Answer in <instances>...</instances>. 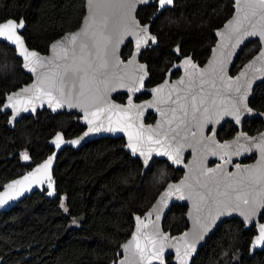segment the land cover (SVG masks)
<instances>
[{"label":"trees","instance_id":"obj_1","mask_svg":"<svg viewBox=\"0 0 264 264\" xmlns=\"http://www.w3.org/2000/svg\"><path fill=\"white\" fill-rule=\"evenodd\" d=\"M157 10V5L151 4L142 8L138 17L143 24L148 23ZM232 13L233 0H176L173 9L162 12L152 22V33L159 45L142 55L151 73L147 86L163 81L169 68L182 57L193 54L203 64L216 42L214 31ZM84 15L85 0H0V23L24 18L26 43L41 53H47L54 40L77 29ZM259 48L258 42L250 43L232 74ZM131 51L129 45L123 58L127 59ZM30 81L15 50L0 42V105L7 94ZM116 99L123 102L125 96ZM250 106L264 112V84L256 87ZM8 118L0 113V189L46 159L53 152L48 141L57 132L73 138L84 130L76 113L39 112L35 117L23 118L14 130L7 127ZM263 129L264 123L259 119L244 125V130L252 135ZM236 132L234 125L228 123L220 130L219 139H230ZM124 144L123 139L106 138L77 151L66 149L61 153L54 171L59 197L47 200L35 193L0 215V264L116 262L120 246L133 231L134 215H143L165 186L183 175V171L167 162L155 160L142 180V165L124 152ZM24 153L32 164H23ZM186 210L175 206L165 221V230L173 235L183 232L188 227ZM255 234V228L245 231L239 219L225 221L192 264H264V251L249 257ZM27 256L31 258L26 259ZM168 264H172L171 258Z\"/></svg>","mask_w":264,"mask_h":264},{"label":"snow or ice","instance_id":"obj_2","mask_svg":"<svg viewBox=\"0 0 264 264\" xmlns=\"http://www.w3.org/2000/svg\"><path fill=\"white\" fill-rule=\"evenodd\" d=\"M148 0H86L88 7V17L84 21V27L80 32L66 37L67 46L61 47L57 53V59L63 61L62 64H56L53 61H47V68L38 78V83L30 88H24V93H31L27 97L19 93L8 95L6 97L7 106L15 108L17 112L21 110L18 106H24L22 110L28 111L26 105H30L33 100H43L47 97L49 107H63L67 104L69 107H81L84 110L87 123L95 124L88 129L89 132L97 131H128V147L135 153L139 151L141 156L145 157L147 163L151 152L156 151L161 155H166L174 163H181L180 153L185 146H200L202 153H211L216 155V148L228 149L229 145H218L212 139L213 130H209L210 135L205 138L204 127L208 123L218 122L223 115L232 116L237 123L240 122L241 112H251L246 102L248 90L251 83L256 79V73L264 74V51L255 57V60L247 64L244 71L233 80L228 77L225 67L233 55L235 49L248 36H259L264 41V0H235L234 7L237 9L236 19L229 22L226 33H219L226 40V44L221 48L219 55L214 57L207 68H199L190 57L183 60L185 75L188 77L187 83L180 80L179 84L185 85L178 89L175 85L171 86L170 91L164 98L160 97L162 87L152 89L157 93L155 104H149L148 107H156L162 117V123L156 128L145 129L142 123H137L139 116L142 115L143 105L137 110L136 119L129 109L135 107L129 100V108H121L119 105L112 104L107 99V92L113 90V78L115 72H110V57H115V51L119 43L123 41L125 35L136 37V49L139 51L141 45H147L151 40L155 43L156 38L148 33V27L141 26L132 16L137 4L147 3ZM158 10L164 9L166 5H172L173 0H155ZM247 25V26H245ZM23 22L19 23L8 20L0 23V37L11 41L19 46V55L23 57L25 63L23 66L30 72L35 73L37 66L45 67V62L35 51H29L20 35L18 28H23ZM57 45L52 49L56 52ZM179 51V48H177ZM256 61H260V66L254 67ZM120 61L116 60L111 64L115 69ZM144 65H139L143 71ZM137 77L139 86L143 87L144 76ZM123 80V77H120ZM219 81V87L217 82ZM242 81V83H241ZM208 85L206 90L204 85ZM121 86H124L121 83ZM67 90V91H66ZM129 91H138L139 88L129 87ZM176 93L173 98V93ZM164 103L169 105L167 108H161L157 105ZM223 106L219 111H211L217 104ZM91 106V111L89 107ZM3 105H0L2 108ZM35 111V108H32ZM91 117V119H89ZM15 119V117H13ZM189 136L192 138L189 141ZM63 140L61 135H57L53 143L59 147ZM239 140V138H237ZM70 143L78 144L79 140H72ZM145 145L148 147L145 149ZM158 145L159 147H152ZM215 146V147H213ZM241 150H256L259 153L257 165L251 168H245L240 171V165H234L237 173L225 172L222 168H203L199 170L195 185L182 181L180 184H170L163 193L160 203H166L168 197L176 195L179 199L193 200V208L198 215L195 218L198 230L194 231L191 241L181 238L184 245L183 255H180V248L176 247V252L180 256V264H187V257L195 250V244L202 234L208 230L215 219L223 214L233 211H240L245 221H250L260 209L264 208V136L255 142H249L248 147L244 144L236 143V147L229 154L227 151L220 156L241 155ZM24 159H28L27 153H24ZM228 162V161H226ZM52 158H49L42 166L38 167L32 176H25L22 180H17L7 186V190L0 192V205L7 200L19 195V191H14L16 185L23 186L30 179L44 172L49 175L48 187L51 188L49 169ZM201 177L206 179L201 180ZM187 180V178H186ZM22 191V188H21ZM52 193L50 192L49 195ZM241 204L245 205L241 209ZM203 208H208V219L201 223L199 213ZM215 210V215L212 214ZM153 211H157L156 208ZM152 213H148L151 216ZM160 215L157 211L155 217L159 221ZM139 225L147 228L148 224L136 217ZM75 223V221H73ZM135 229L136 234L132 239L122 247L127 253L119 264H152L153 260L160 261L163 264V251L165 242L169 239L167 235L160 232L158 227L151 232H144L140 226ZM188 233H184L187 236ZM256 244H264V225L260 226L259 236ZM115 264V262H114Z\"/></svg>","mask_w":264,"mask_h":264},{"label":"water","instance_id":"obj_3","mask_svg":"<svg viewBox=\"0 0 264 264\" xmlns=\"http://www.w3.org/2000/svg\"><path fill=\"white\" fill-rule=\"evenodd\" d=\"M175 1L176 0H173L172 5H166L164 9L157 10V13L151 17V19L148 23H145V24H143L138 17L139 11L142 8L147 7L151 4L157 5V3L155 2V0H148L147 3L137 4L134 11L132 12V16L134 17L135 21H137L141 26L146 25L148 27V33L152 36H155L156 41H155V43H153L151 40H149L147 45L142 44L139 51H137L136 43H135L136 37L133 35H125L123 38V41L121 43H119V45L116 48L115 57H110V61H109V63H110L109 71L115 72L116 77L113 78L112 84L110 85V87H112V85H114L113 90H110L107 92L108 101L111 102L112 104L119 105L121 108L128 109L129 108L128 102H129V100H131L132 105H134L135 107H133L129 110H130L134 120L136 119L137 110L140 108L141 105H143L144 107H143L142 115L139 116V119L136 122L138 124L142 123L144 125L145 129H147L149 127L156 128V126L158 124L162 123V117H161L160 113L158 111H156V107H148L149 104H155L157 101V93L152 91V89H156L158 87H162L165 84H167V87H162V92L159 94L161 98H164L167 96L168 92L170 91L171 86L175 85L178 89L184 88L185 85L179 84L180 80H184L185 83H187V80H188V77L185 75L184 67L182 66L184 58L190 57L191 60L194 63H196L197 66L201 69L207 68L209 63L213 60V58L219 55V52H220L221 48L223 47V45L226 44V40L224 39V37L219 35V33H226L228 30L227 26L229 25V22H234V20L236 19L237 9L234 7L235 0H233V13H232L231 17L220 28H218L214 31V35L216 37V42H215L214 46L211 48V52H210V55L207 58V60L203 64H200L199 61H196L194 59L193 54L185 56V57L181 58L179 62H175L169 68V70L166 73L165 79L162 82H160V83H158L152 87H148L147 84L150 81L151 73H150L149 65L146 62L142 61V55L147 50L156 48L159 45L157 36L152 33V22L157 17H159L162 12H164L168 9H173L175 6ZM88 14H89V11H88V7H87L86 0H85V15L82 19L80 26L77 29H75L73 31H69V32L63 34L61 37L54 40L50 44L47 53H41L36 49H31L28 46V44L26 43V40L23 36V33L27 28V24H26L24 18H21L20 20L8 19V20H13L17 23H19L20 21L23 22V25H24L23 28H18L17 33L20 35L21 39L24 41L25 47L29 51H35L40 57L43 58V60L45 62V67L42 68L41 66L38 65L35 73L30 72L27 68H25L23 66L25 61L23 60V57L19 55V51H20L19 46L14 45L11 41H8V40L4 39L3 37H0V42L6 44L7 46H9L13 50H15L16 57L22 63L23 71L31 78V81L29 83L23 85L22 87H20L19 89L15 90L13 92L7 94L6 97L8 95H13L15 93H19L23 97H27V96L31 95V93H24L22 91V89L30 88L33 84L38 83V78L40 77L41 73L45 72L47 70V68L50 67L49 65H47V61L51 60L56 64H62L63 63V61L57 59V53L60 52L61 47L67 46V40L65 39L66 37H69V36L81 31V29L84 27V21L88 17ZM8 20H6L4 22H7ZM4 22H1V23H4ZM245 26H247V25H245ZM252 42H258L259 43V46H260L259 50L257 51V53L252 58H250L239 69V71L236 74L233 75L232 71L236 65V62L238 61V59L242 55L244 49ZM53 45H57L56 52H54L52 49ZM129 45H132L131 54L127 59H124L123 58V51ZM261 51H264V41H261L259 36H248V37H246L244 39V41L235 49L233 55L231 56L229 62L227 63V65L225 67V71H226L227 76L231 77L233 80H235V78L240 74V72L245 70L247 64H249L250 62L255 60V57H257ZM116 60L120 61V63H119V66L117 68L113 69V68H111V64L115 63ZM260 63H261L260 61H256L254 67L260 66ZM141 64L145 66L143 71H141L139 69V65H141ZM176 71H180V76L173 79L172 75ZM144 72H146L147 75L144 76L143 87H140L137 77L140 75H143ZM120 77H123L122 81L120 80ZM256 77L257 78L254 79L251 83V87L248 90V96H247V100H246L248 107L252 109L251 112H246V111L242 110L239 123H237L232 116L223 115L220 117L218 122L208 123L204 127L205 138H207L210 135L209 130L211 129L214 131V135L212 136V139L216 141V144H218V145H229V148L228 149L216 148L215 150H216L217 154L212 155L210 152L209 153H202L200 151L199 145L194 146L196 148L195 151L193 150V147L185 146L180 153L182 162L179 164L174 163L173 160L170 159L168 156L161 155L156 151H153L149 154L148 159H147V163H145L144 162L145 157L141 156L139 151L134 153L132 151V149L128 147V144L130 142L129 136H128V131H131V129L128 131L109 132V131L101 130V131H97V132H89L88 129L90 127H94L95 124L87 123L84 110L81 107H69L67 104H65L63 107H56L54 110L53 107H49L48 102H47V97H45L43 100H33L30 105H26L28 107V111L22 110V108L24 106H18L21 108V110L19 112H17L15 108H9L7 106V101H6V97H5L3 107L0 108V113L9 115L7 127L11 130H14L15 127L17 126V124L23 118L35 117L39 112H44V111H47V112L51 113L52 115H57V114L64 113V112H66L68 114L76 113L79 116V123L83 127L84 130L82 133H80L79 135H77L73 138H66V136L64 135L63 132H61V131L57 132L48 141V145L52 149L53 152L46 159H44L39 164L34 165L28 172H26L23 175L5 183L1 187L0 192H3V191L7 190V186L9 184H12L13 182H15L17 180H22L25 176L31 177L32 173H34L38 167L42 166L49 158H52V163H51V166L49 169L52 187L51 188L48 187L49 175H45L44 172L38 173L35 178L30 179L23 186H20V185L15 186L14 191H19L20 194L15 195L14 198L7 200L6 203L0 205V215L3 213L9 212L10 210L16 208L22 201H24L28 197L33 196L36 192L44 194L45 198L47 200H56L59 197V195H58V191H57L56 179L54 177V171H55V168L57 166V161H58L60 154L63 153L66 149H73V150L77 151V150L83 148L84 146H86L87 144H89L91 142L101 140V139H106V138L123 139L125 142V144L123 145L124 152L126 154H128L132 159L139 160L141 165H142V180L145 178L147 171L149 170L150 166L152 165V163L155 160L167 162L174 169L183 171V175L179 180L169 182L165 186V188L159 193V195L157 196L155 201L152 203V205L149 207V209L143 215H140V214L134 215L133 231H132L130 237L128 238V240L120 246V249L117 253L118 260L115 262V264H119V261L124 259V256L127 255V253H125L122 246L124 244L128 243L132 239V236L136 234L135 229L139 225V222L136 220V217H140L141 221L148 224V227L146 229L143 228V225H139L142 228V231L151 232L154 228L158 227L160 232L164 233L165 235H167L169 237V239L165 242V247H164L163 257H162L163 264H168L169 258H171L172 264H180V256H178V254L176 252V247H174V245L178 246L180 248V255L182 256L183 252H184V245H183V243H181V238L183 237L184 240L191 241L193 238L194 231L198 230L197 225H196V221H195V218L198 215V213L193 208V200L196 199V197H193V199H187V198L179 199V198H177L176 195H173V196L167 198L166 203L161 204L160 203L161 196L167 190L168 185H170V184L178 185L182 181H184L186 183L193 184L194 187H196L199 190L198 186L195 185V180L199 174V170L201 167H203V168H218L219 167V168H222L225 172L237 173V169L234 167V165H237V164L240 165V171H243L245 168H251L252 166L257 165L260 157H259V153L256 150H252L250 152L241 150V155H230V160H229V156H225V159L220 158V156L223 155L225 153V151H227L230 154L231 151L236 147V143L244 144L245 147H248L249 142H255L259 138L264 136V129L262 131H260L259 133H256L253 135L249 134L247 131H244V125L247 121L259 119L264 123V112L257 111L256 109H253L250 106V100L253 97V94H254L256 87L261 85V84H264V74L257 72ZM121 83L124 86H121ZM241 83H242V81H241ZM217 85L219 87V81L217 82ZM129 87L139 88V90L138 91H129L128 90ZM204 87L207 90L209 86L206 84V85H204ZM147 94L149 95V98L141 100V101L136 100L138 97L144 96ZM119 95H125L126 96V99L124 100V102H120L116 99V97ZM172 95H173V98H175L176 93L174 92ZM157 106L161 107V108L169 107V105L164 104V103H160ZM33 107L35 108V111L32 110ZM88 107H89V111H91V106L89 105ZM222 107L223 106L219 105V103H218L217 106L214 109H212L211 111H213V112L219 111L222 109ZM149 114H153L155 117V121L153 123H147V118H148ZM13 117H15V119H13ZM89 119H91V117H89ZM228 123L233 124L237 128V133L232 138L221 141L219 139V132H220L221 128L224 127ZM57 135H61L63 137V140L59 143V147H57L53 143V140H55ZM237 138H239V140H237ZM191 139L192 138L189 136V141L186 142V144L191 142ZM72 140H79V143L78 144L70 143V141H72ZM144 147L146 149L148 146L145 145ZM152 147H159V146L158 145H152ZM213 147H215V146H213ZM21 158H22V162L25 166L32 164V160L29 157V155H28L27 160L24 159L23 154L21 155ZM248 158L249 159L253 158L254 160H252L250 162H245V160ZM226 161H228V162H226ZM186 178H187V180H186ZM204 179H206V178L201 177V180H204ZM21 188H22V191H21ZM45 191H46V193H45ZM50 192L52 193L51 195H49ZM175 206H182V207L187 208L186 213H185V219L188 223V227L183 232L173 235L170 230H167V231L165 230L164 224H165V221H166L168 215L170 214V212L172 211V209ZM245 207H246L245 205L241 204V209H244ZM154 208L157 209V211L160 215L159 221L155 220V217L157 215V211H153ZM208 210H209L208 208H203L201 210V212L199 213V216L201 218V223H204L207 221ZM150 212L152 213V215L148 216V213H150ZM212 214L215 215L214 209H212ZM263 214H264V208L260 209L259 212L254 217H252V219L250 221H245V218H244V216H242L240 214V211H233L231 213L218 216L215 219V221L211 224V226L208 228V230L202 234V237L196 241L195 250L192 251L190 253V255L187 257V264L193 263V260L198 255L199 251L205 246L207 240L223 225V223L225 221H228L232 218L239 219L243 223L245 231L250 230L252 228H255L256 234L253 237L251 244H250L249 257L253 258L257 253L263 252L264 251V244H256V239L259 236L260 226L264 225V220L262 221ZM184 233H188V235L184 236ZM112 264H114V262ZM152 264H161V262L157 261V260H153Z\"/></svg>","mask_w":264,"mask_h":264},{"label":"flooded vegetation","instance_id":"obj_4","mask_svg":"<svg viewBox=\"0 0 264 264\" xmlns=\"http://www.w3.org/2000/svg\"><path fill=\"white\" fill-rule=\"evenodd\" d=\"M183 58V57H182ZM179 61H180V59H179ZM179 61H177V62H179ZM167 73V72H166ZM166 76V75H165ZM180 76V71H176V72H174L173 73V75H172V77H173V79L174 78H177V77H179ZM165 79V78H164ZM162 82V81H161ZM149 87V86H148ZM150 87H152V86H150ZM123 96H125V95H123ZM147 98H149V95L147 94V95H144V96H140V97H138L136 100L137 101H141V100H144V99H147ZM125 99H126V96H125ZM124 99V100H125ZM124 102V101H123ZM151 118H152V120H151ZM155 121V117H154V115L153 114H149V116H148V118H147V123H153ZM246 124V123H245ZM227 125V124H226ZM235 127V126H234ZM236 128V127H235ZM222 129V128H221ZM237 129V128H236ZM245 131V130H244ZM237 133V132H236ZM252 135V134H251ZM36 193H38V192H36ZM45 193H46V191H45ZM40 195H42L44 198H45V195L44 194H41V193H39ZM18 253H20V251H18ZM28 258H31V256H27L26 257V259H28Z\"/></svg>","mask_w":264,"mask_h":264}]
</instances>
